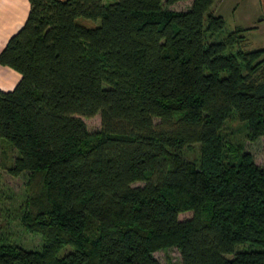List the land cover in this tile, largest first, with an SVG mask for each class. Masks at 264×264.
I'll return each instance as SVG.
<instances>
[{
	"label": "trees",
	"instance_id": "obj_1",
	"mask_svg": "<svg viewBox=\"0 0 264 264\" xmlns=\"http://www.w3.org/2000/svg\"><path fill=\"white\" fill-rule=\"evenodd\" d=\"M28 1L0 50L21 76L0 90V185L26 175L20 222L45 243H4L0 225V264H161L170 247L182 264H264V167L224 133L239 120L264 137V47L246 49L247 28L216 0Z\"/></svg>",
	"mask_w": 264,
	"mask_h": 264
},
{
	"label": "rangeland",
	"instance_id": "obj_2",
	"mask_svg": "<svg viewBox=\"0 0 264 264\" xmlns=\"http://www.w3.org/2000/svg\"><path fill=\"white\" fill-rule=\"evenodd\" d=\"M192 0L178 1L170 6L171 10H185L189 9ZM214 5L212 7V10ZM226 19L227 27L230 29L229 22L231 20L230 10L228 8L221 7ZM77 21L85 26L94 27L100 23V20H90L85 18H78ZM219 40L220 37H216ZM248 44V50L257 49L255 46ZM261 47V46H260ZM89 132H94L100 129L101 120L99 114H95L92 117L81 116ZM246 125L239 120L227 121L224 128L226 139L234 145H238L240 152L250 153L257 165L264 167V137L261 136L255 141H249L245 137ZM197 146V145H196ZM198 147V146H197ZM193 151L183 152V156L188 160H194L197 151L196 147L192 148ZM198 157V156H197ZM25 174H21L17 177L11 176L6 171H2V182L0 185V225L3 234V241L7 244H13L20 246L25 250H37L41 249L45 241L41 234L29 231L25 229L20 222V215L22 212V204L24 201L25 190ZM135 185H142L136 183ZM190 211L179 214L180 220L191 217ZM255 246L246 243L237 246V250L254 249ZM74 248L71 245H65L58 251V256H64L66 253L73 251ZM153 256L161 264H182L180 252L175 247H170L165 250H160L153 253Z\"/></svg>",
	"mask_w": 264,
	"mask_h": 264
},
{
	"label": "crops",
	"instance_id": "obj_3",
	"mask_svg": "<svg viewBox=\"0 0 264 264\" xmlns=\"http://www.w3.org/2000/svg\"><path fill=\"white\" fill-rule=\"evenodd\" d=\"M29 7L28 0H0V50L24 24ZM221 7L230 10V29L236 26L247 28V45L264 47V0H216L213 13L223 16L227 23ZM20 77L14 69L0 66V90H12Z\"/></svg>",
	"mask_w": 264,
	"mask_h": 264
}]
</instances>
